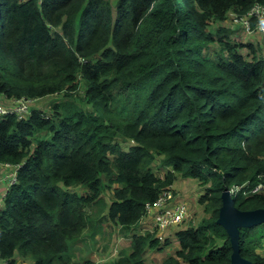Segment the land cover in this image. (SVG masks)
<instances>
[{
  "label": "trees",
  "instance_id": "obj_1",
  "mask_svg": "<svg viewBox=\"0 0 264 264\" xmlns=\"http://www.w3.org/2000/svg\"><path fill=\"white\" fill-rule=\"evenodd\" d=\"M255 2L0 0V93L61 94L49 110L35 102L25 117L0 115V162L20 163L0 206L8 264H156L145 251L166 242L150 233L132 234L110 263L67 251L104 222L137 225L176 173L202 186L204 214L159 264L229 263L221 191L264 183V54L233 40L224 19ZM233 198L264 207V187ZM263 241L264 222L239 227L254 264H264Z\"/></svg>",
  "mask_w": 264,
  "mask_h": 264
},
{
  "label": "built area",
  "instance_id": "obj_2",
  "mask_svg": "<svg viewBox=\"0 0 264 264\" xmlns=\"http://www.w3.org/2000/svg\"><path fill=\"white\" fill-rule=\"evenodd\" d=\"M226 15L227 20H230L231 25H237L235 28L240 29L244 35H253L255 32L264 35V3L255 2L245 13L242 14L229 10ZM251 18L254 21V25L252 24ZM3 97L5 98L0 100V115L14 113L18 117L27 116L38 99L37 97L27 95L6 96L3 94ZM1 163L7 166H13V170L10 173H7L5 177L7 178V184L9 186L16 181L17 169L20 166V163ZM262 187H264V183L258 182L250 189H243V184L232 185L228 189L231 195L234 196L240 191H242L243 194H246L249 191H258ZM152 210L153 228L150 232L148 231L145 233L153 234V237L157 238L160 243H163L165 239L163 231L167 227L174 224H180L189 219H191L192 222L194 221V219L189 216L187 203L181 200L176 191L170 187L163 188L153 201L145 203L144 213L140 217L138 223L143 216L148 215ZM0 264H8L7 259L3 258L1 255Z\"/></svg>",
  "mask_w": 264,
  "mask_h": 264
},
{
  "label": "crops",
  "instance_id": "obj_3",
  "mask_svg": "<svg viewBox=\"0 0 264 264\" xmlns=\"http://www.w3.org/2000/svg\"><path fill=\"white\" fill-rule=\"evenodd\" d=\"M256 33L257 32H255V34L253 35L254 37H256ZM246 36L248 37V40L253 38V36H250V35H246ZM3 98H5V97H3V94L0 93V100H2ZM166 169H168V167L167 168L163 167L162 169H160L158 171V173H160V171L164 172ZM12 170H13V166L3 165L0 162V206L2 205L5 191L8 188L7 187L8 186L7 178H5V177H6L7 173H10ZM161 174H163V173H161ZM186 178H189V177H186ZM174 186H175V184L173 182L171 184V188L175 190ZM176 193L179 195L178 191H176ZM183 201H185V200H183ZM185 202H187V201H185ZM199 205L202 206L200 203H199ZM187 208H188V213H189L190 218H193L194 221H195V224H196L197 221H199L198 218L196 217L198 215L196 213H195L196 216L193 215L194 214L193 210L191 209V206H190V204L188 202H187ZM201 210L203 211V208ZM152 213H153V210L148 215L143 216L141 218L140 222L137 225H135L136 226L135 230H132V229L128 230L127 229V231H125V228H123V226L120 225V224H114V223H111V222H104V224H103L104 227H102V229H99L98 227H96L92 231H89L87 229L84 230L83 234L77 239V241L75 243L84 242V245L85 244L89 245L88 246V250L90 249V247H91V250H93L92 248L94 247L95 243L96 244L97 243H101V246L99 248V249H101V253L98 254L96 258H94L93 255H91V257H93L98 262L110 263V262H107V260H105V258L108 255L113 254L115 249L117 251V252L116 251L114 252L115 257H117L120 253H123L124 250L128 246H130V240H131V235L132 234H134V233L135 234H142V233H145V232H148V231L150 232V230L153 228ZM180 224L171 225V226L167 227L163 231L164 236H165V239H164L163 243L164 242H166V243L160 249L166 248L172 242H174V248H173V250H171L170 254H173L175 252V250L179 246L178 239H177V232L181 228L186 227L188 225H191V219L185 220L184 222H182V224H184L185 226H181ZM131 231H132V234H131ZM104 232H108V234L113 232L112 238L111 239H107V234L104 235ZM102 237H104L107 240H105L103 242L102 241V239H103ZM173 237L175 238V241H173ZM84 238H87V239L85 240ZM106 243H108V244H106ZM121 243H122L123 246H125L124 248H122V246L121 247L119 246V245H121ZM103 249H107L105 254H103V252H102ZM89 252L91 254L90 250H89ZM107 252H108V254H107ZM118 252H120V253H118ZM159 254H160L159 249L147 248L146 251H145L144 256L147 257V258L151 257L153 259L150 260V261H148L146 259L147 260L146 262L147 263L159 264L162 261V259L164 258V257L163 258L159 257L160 256ZM78 255H79L80 258H82V255H80V253ZM74 256L75 255L72 254V257H74ZM25 263L26 264H32V261L30 259H21V258L17 257V259L15 260L14 264H25Z\"/></svg>",
  "mask_w": 264,
  "mask_h": 264
},
{
  "label": "rangeland",
  "instance_id": "obj_4",
  "mask_svg": "<svg viewBox=\"0 0 264 264\" xmlns=\"http://www.w3.org/2000/svg\"><path fill=\"white\" fill-rule=\"evenodd\" d=\"M224 21L226 23H230V20L225 17ZM222 21V23L225 24V22ZM232 26H237V25H234L232 24ZM232 29V28H231ZM232 33L234 35V39L233 40H239L241 42H244L245 40L246 41H252L254 44H258V46L256 47V55H261L262 53L264 54V35H260V34H257L256 33V37H254L253 35H250V36H253V38L249 39L248 40V37L246 35H244L243 33H241L240 29L238 28H234L233 27V30H232ZM231 33V34H232ZM231 37V36H230ZM238 38V39H237ZM242 40H241V39ZM213 43V42H212ZM261 44V45H260ZM221 46L219 43H213L212 44V47L210 49H208L207 53L210 55V56H214V51L215 50H218L220 49ZM248 49V48H247ZM247 49L243 46L241 48V51H246L247 52ZM79 91V88H77L75 90V92H78ZM74 94V93H73ZM81 95V94H80ZM61 98V94H53V95H46V96H43L41 98H38L36 100V102H38V104H42L44 106V109L45 110H49L51 109V105L59 100ZM123 145H125V143L123 142ZM127 145V144H126ZM155 167H156V164H155ZM158 170V168L156 169ZM163 173V171H160V174ZM188 177V176H187ZM174 184H175V190L178 191L179 193V196H180V199L182 200H185L187 201L190 206H191V209L193 210V215H195V213L198 215L196 216L198 218V220L201 219V217L203 216V211L201 210L202 209V206L199 205L198 203V195L202 192V186L199 185V183L193 178V177H189V178H186V177H183L181 176L179 173H176V178L174 179ZM103 198L106 200V202H109V198H110V191H106V189L103 190ZM186 202V203H187ZM98 207V204L95 205V208ZM201 210V211H200ZM191 224H195V221H191ZM181 226H185L184 224H180ZM92 227H94L93 225H91ZM91 229V228H90ZM90 229H87V230H90ZM135 230L136 229V226H133V227H130L128 230ZM125 231H127V229L125 228ZM107 234V239H111L112 238V235H113V232H111L110 234H108V232H104V235ZM131 234H132V231H131ZM101 238V237H100ZM102 241L104 242L105 239L104 237H102ZM85 240L87 238H84ZM173 241H175V238L173 237ZM108 244V243H106ZM72 243L70 244V247L68 249L67 252L70 253L71 251V255L74 254L75 256L73 257V259H76V260H82L88 256H91L93 255L94 258L97 257L98 254L101 253V249L100 246H101V243H95L94 247L92 248L93 250H91V247H90V251H91V254L88 250V246L89 245H84V242H78V243H75L74 246L72 247ZM87 246V247H86ZM120 247L122 246V248H124L125 246L122 245H119ZM174 248V242H172L168 247L166 248H162V249H159V252H160V256L159 257H165L167 254H170L171 253V250H173ZM129 246L124 250L123 253H127L129 251ZM106 250L107 249H103L102 252L103 254L106 253ZM259 252H261L262 254H264V241L262 243V247L258 249ZM116 251V249L114 250V252ZM114 252L113 254L111 255H108L105 260H107V262H112L116 257L114 255ZM117 252V251H116ZM82 255V258L79 257V254ZM120 253V252H118ZM108 254V252H107ZM115 257V258H114ZM114 258V259H113ZM145 259H147L148 261L152 260L153 258H147L145 257ZM98 260V259H97ZM146 260V261H147ZM98 262V261H97ZM26 264V263H25Z\"/></svg>",
  "mask_w": 264,
  "mask_h": 264
},
{
  "label": "water",
  "instance_id": "obj_5",
  "mask_svg": "<svg viewBox=\"0 0 264 264\" xmlns=\"http://www.w3.org/2000/svg\"><path fill=\"white\" fill-rule=\"evenodd\" d=\"M220 198L221 204L218 209L216 222L225 229L229 236L231 253L228 264H254L240 253L239 227L264 222V207L253 209L238 208L228 188L221 191Z\"/></svg>",
  "mask_w": 264,
  "mask_h": 264
}]
</instances>
